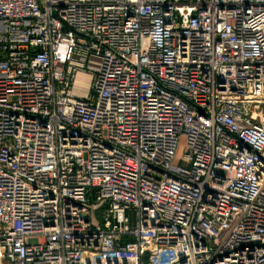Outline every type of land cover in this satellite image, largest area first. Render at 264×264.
<instances>
[{"label": "built area", "instance_id": "2783aa9c", "mask_svg": "<svg viewBox=\"0 0 264 264\" xmlns=\"http://www.w3.org/2000/svg\"><path fill=\"white\" fill-rule=\"evenodd\" d=\"M0 264H264V0H0Z\"/></svg>", "mask_w": 264, "mask_h": 264}, {"label": "rangeland", "instance_id": "374dc122", "mask_svg": "<svg viewBox=\"0 0 264 264\" xmlns=\"http://www.w3.org/2000/svg\"><path fill=\"white\" fill-rule=\"evenodd\" d=\"M186 152H187L186 140H185V138H182L179 145H178L176 155H175V163L176 164L184 165V166L187 165V162L184 159Z\"/></svg>", "mask_w": 264, "mask_h": 264}]
</instances>
